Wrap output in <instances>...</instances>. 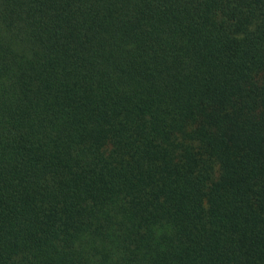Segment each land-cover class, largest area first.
Segmentation results:
<instances>
[{"label":"trees","instance_id":"obj_1","mask_svg":"<svg viewBox=\"0 0 264 264\" xmlns=\"http://www.w3.org/2000/svg\"><path fill=\"white\" fill-rule=\"evenodd\" d=\"M0 264H264V0H0Z\"/></svg>","mask_w":264,"mask_h":264}]
</instances>
